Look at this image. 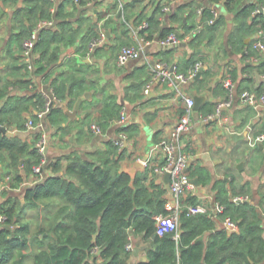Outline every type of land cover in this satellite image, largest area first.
<instances>
[{
    "label": "trees",
    "instance_id": "obj_1",
    "mask_svg": "<svg viewBox=\"0 0 264 264\" xmlns=\"http://www.w3.org/2000/svg\"><path fill=\"white\" fill-rule=\"evenodd\" d=\"M12 1L22 4L12 14L14 29L5 42L10 62L0 75V121L9 128L23 130L28 117L38 120L36 111L44 104L43 90H47V86L50 85L60 101L87 88L83 68L95 70L83 61L88 52L90 56L103 52L106 45L119 49L123 43L132 41V28L150 40L171 32L179 36L196 26L193 16L197 7H201L206 21L212 16V3L222 0H206L205 3L187 0L176 6H172L171 0H126L119 15L118 4L114 3L115 18L103 12L97 14V20L87 14V10H93L96 0ZM223 2L227 10L235 11L228 42L244 51L245 58L256 56L258 49L252 47L253 40L246 42L245 38L258 28L264 29V12L259 11L255 3L236 8L239 0ZM258 2L264 5V0ZM167 3L171 9L163 14L162 7ZM4 14L0 5V22ZM166 16L169 22L181 24V28L166 24ZM101 18L103 21L99 24ZM43 20H50L52 24L38 27L33 69L29 70L22 59L23 40ZM143 21L146 25L138 29ZM223 21V14H218L213 23L205 24L191 37L190 45L211 43L214 30ZM103 28L114 29L116 37L114 35L109 44L104 42L90 51V41L98 37ZM68 48L73 54L65 52ZM167 50L169 47L162 49ZM197 55L193 52L187 57L185 66L199 60L201 57ZM259 66L264 67V61ZM54 72L48 85L46 80L38 85V77L43 79ZM227 74L232 80L237 79L236 68L230 67ZM32 81L35 84L29 87ZM17 87L22 90L21 94L13 90ZM136 98L140 102L148 99L138 90L134 92L133 99ZM214 105H202L203 112H210ZM120 107L115 95L103 98L100 117L95 121L101 130L117 117ZM65 115L61 108L53 105L44 121L56 125ZM83 122H87L86 118L81 120ZM118 130L133 134L136 124H123ZM70 131L71 127L65 133ZM39 134L37 131V138ZM123 155V148L119 149L108 138L102 148L86 157L76 151L45 157L42 170L34 172L33 166L44 158L35 143L19 134L0 131V181L9 176L7 186L0 190V213L5 215L0 225V264H25L27 257L32 258L33 264H129L132 250L126 245L133 244V236L142 241L143 250V257L133 264H264V199L256 203L250 199L233 201L232 197L238 193L235 186L218 179L213 187L221 211L211 207L203 212H190L187 206L200 202L197 195L190 192L182 198L178 210L177 236H174L175 231L158 234L156 215L168 213L165 209L167 188L163 182L149 178L147 166L143 174L138 172L131 180L130 174L121 170ZM62 158H67L65 164ZM44 168L50 169L46 175L42 174ZM189 174L196 176L200 184L210 180L207 169L198 164L191 163ZM31 176L39 178L38 181L15 190ZM28 210L35 215L28 216ZM32 217L39 221L34 226ZM226 217L237 222L236 231L228 232L224 227Z\"/></svg>",
    "mask_w": 264,
    "mask_h": 264
},
{
    "label": "crops",
    "instance_id": "obj_2",
    "mask_svg": "<svg viewBox=\"0 0 264 264\" xmlns=\"http://www.w3.org/2000/svg\"><path fill=\"white\" fill-rule=\"evenodd\" d=\"M185 1L187 0H171L170 2L172 6H176ZM199 1L206 2V0ZM115 2L116 0H96L93 10H87V14H90L92 20H97V14L103 12H106L105 15L115 18L113 14ZM248 3H255L261 7L258 0H239L236 8ZM21 4V1L7 0L2 2L0 0L1 8L5 12L3 20L0 22V75L4 71V66L10 62L4 49L5 42L9 33L14 29L12 27V14L16 7ZM212 5L216 8L218 14H223L224 21L214 30L211 43L203 41L195 47L189 43L191 37L196 33L190 35L194 28L200 22L203 26L208 23L207 20H203L202 13L198 14L196 12L193 16L194 21L197 22L196 26L179 35L178 44L174 47L162 51V49L167 48L161 47L156 41H151L144 46V54H148L156 60H165L169 64H175L181 72L192 65L186 67L185 59L193 52L198 53L197 56L201 57L196 60L201 61L202 67H205L201 75L184 83L180 88L181 92L178 94H175V90L169 85L164 84L161 87L153 88L150 92L153 93L152 96H149V93L147 97H143L148 98L147 101L140 102L137 98L133 99L134 92L137 90L141 92L143 84L151 73L150 65L144 62L142 57L130 59L125 64L119 65L116 60L118 49H111L109 45L103 48V52L93 53L90 58L91 61L86 57L83 61L95 68L94 71L92 67L90 70L83 68L87 88L77 92L75 96L66 97L54 103V107L61 108L64 113L65 110H69L70 112L75 111V114L73 116L66 114L65 118L58 121L56 125H50L48 120L43 123L44 129L49 133L45 156L49 159L76 151L86 157L95 149L102 148L104 140L115 137L120 132L118 128L122 124L119 123L118 118L121 108H125L127 112L125 124H136V130L133 134L128 135L122 147L124 155L121 158V168L125 165L132 166L136 160L143 163V160L147 159L151 161L149 167L147 166L149 178H154L156 182L165 184L163 174L154 172L150 164L160 162V151L153 149V146L178 119L183 110L185 95L194 97L195 94H199L204 96V100L199 109L193 108L191 128L187 133L182 134L181 144L191 154L193 165L198 164L207 169L210 180L205 184H195L193 194L197 195L200 199L199 203L206 208H215V188L213 186L216 180L224 179L228 186H230V182L235 186L238 192L235 195L247 194L250 200L255 203L260 199L263 201L264 141L258 144L259 147L256 148L248 144L247 136L248 134L253 136L259 133L264 134V103H244L240 99V92L244 89L256 93L264 91V70H260L264 67L259 66V63L264 61V54L258 49L255 60H251L249 59L250 56L248 58L243 56L244 51H239L233 47L228 42V37L234 26L235 11L227 10L223 0L212 3ZM165 18L164 22L166 24H171L178 29L181 28V24L174 21L169 22L167 16ZM100 21L99 24L102 23L103 19L101 18ZM103 30L108 34H106L105 43L109 44L114 35L116 37V31L114 29L111 31L108 28H103ZM255 32L247 36L245 40L248 39L249 41L251 39L254 41ZM131 39L133 40V35ZM65 52L73 54L70 48L66 49ZM230 67L236 68L237 79L235 80L228 77L227 72ZM55 73L47 75L48 77L43 79L38 77V85H41L43 80H46V85H48ZM241 78H244L242 82ZM227 79L230 81V85L224 83ZM134 85H137V87ZM130 87L135 88L131 89ZM13 90L22 93V90L18 87ZM85 92H89L88 97H85L76 109L75 102L77 98ZM108 94L115 95L116 101L121 107L117 117L110 120L101 133H95L90 127L91 123L99 119L103 98ZM229 94L233 97L231 104L223 107L218 117L206 120L204 117L215 110V105L211 107L213 110L210 112H203L202 105L216 104L218 100L227 97ZM1 102L0 100V107ZM83 118H86L87 122L81 123ZM78 125H81L79 130ZM69 127H71V131L65 133V130ZM37 131H39L38 128L25 127L23 130H17L16 134L29 142L33 141L35 143ZM233 132L244 134V137H233ZM6 133L9 134V132ZM66 162L67 158H62V163L65 164ZM239 163L242 164L241 167H238ZM145 169L146 166L136 173L141 172L143 174ZM49 172V168H44L42 174L46 175ZM32 178L37 181L39 179L32 176L28 179ZM137 240H139V244H136ZM132 241L133 247L137 246L140 249L137 254H134L132 250L129 264H133L134 261L143 257L142 245H140L142 241L138 236H133Z\"/></svg>",
    "mask_w": 264,
    "mask_h": 264
},
{
    "label": "built area",
    "instance_id": "obj_3",
    "mask_svg": "<svg viewBox=\"0 0 264 264\" xmlns=\"http://www.w3.org/2000/svg\"><path fill=\"white\" fill-rule=\"evenodd\" d=\"M126 0H116L118 4V9L121 10ZM260 8V10H259ZM258 10L263 11L264 5L259 6ZM171 7L170 4L167 3L162 7L163 14L170 11ZM198 14H201V7L196 9ZM212 16L207 19L208 23H212L217 16L218 12L216 8H211ZM255 12V11H254ZM163 16V15H162ZM52 21L50 20H43L39 21L37 26L29 33V35L23 40V49H22V59L26 64V68L29 70L33 69V47L35 41L38 37L37 29L42 25H50ZM146 22L143 21L139 26L138 29L142 26H145ZM203 24L200 22L193 30L190 35L192 36L195 32L199 31L202 28ZM137 29L132 28V35L133 40L131 43H124L120 45L117 53H116V60L119 65L125 64L130 59H138L143 58L144 62H146L151 67V73L149 78L145 81L142 86L141 93L143 97H147V95L152 92L153 88L161 87L164 84L169 85L171 88L175 90V94L181 92V86L192 80L197 73V71L203 66L201 61L194 62L191 66H189L184 72L179 71L175 64H169L165 60H156L152 56L148 54H144V46L149 44L151 41H156L161 47L168 48L171 46H175L178 44L179 38L175 32H171L163 38L158 39H145L144 37L140 36L137 32ZM106 31L103 29L100 30L99 36L93 38L90 41L89 49L90 51L105 42L106 40ZM256 36L254 41L252 42V47L255 49H259L264 54V29L258 28L255 32ZM86 57L91 61L90 52L87 53ZM255 55H250L249 59L255 60ZM36 82V81H35ZM225 84L230 85V81L227 79L224 81ZM35 83L32 81L29 84V87H32ZM47 90H43L45 101L43 106L36 111L38 120H33L32 117H28L25 125L26 128H38L39 129V136L35 140V146L43 155L42 161L33 166L34 172H40L42 169V165L46 163V156L45 152L47 149L49 133L44 129L43 123L44 118L55 102L59 101L58 98L54 95L52 88L47 86ZM232 95L229 94L227 97L222 98L217 101L215 104V110L207 114L204 118L212 119L218 117L220 111L223 107H226L231 104L232 102ZM240 99L247 104H258L264 103V91L261 93H256L255 91L244 89L240 92ZM194 106V97L185 95L184 97V106L181 114L179 115L178 119L174 123V125L169 129L167 133L162 135V137L154 144L153 149H157L160 151V162H152L150 163L153 167L154 172L158 174H164L165 172H169L170 174V181H169V188H167V192L165 195V209L168 211L166 214H158L156 215V232L161 234L166 231H175L174 236H177V217H178V210L181 207V200L185 197L188 193H193V188L195 184L191 181V176L189 174V168L191 165V154L187 152L181 144V136L184 133H187L191 128L192 122V111ZM119 123L122 125L126 123L127 120V112L125 108H121L119 114ZM6 126L4 123L0 121V126ZM91 129L95 133H101L102 130L100 126L92 122ZM6 132L9 134H14L17 132V129L14 127L6 126ZM128 138V135L124 131H120L117 136L112 137L111 140L119 149H121L124 145V142ZM248 144L250 146H257L258 144L264 141V134L259 133L255 136L249 135ZM149 160H143V164L149 167ZM9 176H6L3 180L0 181V190L7 186ZM32 179H25L22 181L19 186L15 189L19 191L21 187H25L33 182ZM250 199L247 194L245 195H234L232 197L233 201H242ZM188 210L190 212H203L206 211L207 208L200 203H196L194 205H188ZM215 208L218 211H221L222 206L218 203L215 204ZM264 213V209L262 210ZM5 215L0 213V225L4 222ZM223 225L227 229L228 232L236 231L238 229V224L236 221L226 217L223 220ZM13 228V225L11 226ZM126 248L133 249V244L129 242L126 245Z\"/></svg>",
    "mask_w": 264,
    "mask_h": 264
},
{
    "label": "water",
    "instance_id": "obj_4",
    "mask_svg": "<svg viewBox=\"0 0 264 264\" xmlns=\"http://www.w3.org/2000/svg\"><path fill=\"white\" fill-rule=\"evenodd\" d=\"M259 10H260V8H259ZM150 12H151V10H150ZM119 14H120V12H118V15H119ZM106 33H107V32H106ZM107 35H108V34H107ZM245 41L247 42L248 39H246ZM204 68H205V67H201V68L197 71V73L195 74L194 78H198V77L201 75L202 70H203ZM152 94H153V93H150L149 96H152ZM88 95H89V92H85L82 96H80V97L77 98V100H76V102H75V108H76V109L79 107L81 101H82L85 97H88ZM203 100H204V96H203V95L195 94V95H194V106H193V108H194V109H199V107H200L201 103L203 102ZM65 113H66L67 115L73 116V115L75 114V111H74V112H70L69 110H65ZM0 131L3 132V133H6V126L1 125V126H0ZM232 136H233V137H236V136H237L238 138H242V137H244V134H238V133H236V132H233V133H232ZM241 165H242V164L239 163V164H238V167H241ZM144 167H145V165H144L141 161L136 160V161H134V163H133L132 166L128 167V166L125 165V166H123V167L121 168V170H123V171L129 173L130 176H131V180H133V178H134L135 175H136V172H137L139 169H144ZM0 174H1V170H0ZM163 176H164V180H165L166 187L169 188V181H170V174H169V172H165V173L163 174ZM191 181H192L194 184H198V178H197L196 176L192 177V178H191ZM139 249H140L139 247L135 246V247H133L132 250H133L134 254H137L138 251H139Z\"/></svg>",
    "mask_w": 264,
    "mask_h": 264
},
{
    "label": "rangeland",
    "instance_id": "obj_5",
    "mask_svg": "<svg viewBox=\"0 0 264 264\" xmlns=\"http://www.w3.org/2000/svg\"><path fill=\"white\" fill-rule=\"evenodd\" d=\"M128 43H131V42H128ZM124 44V43H123ZM96 120H94L93 122H95ZM34 211H32V210H28L27 211V215L28 216H31L32 214H34L35 215V213H33ZM33 219H35L34 217H32ZM37 222H39L38 221V219H35V221L32 223V226H34V224H36ZM37 230V228H35L34 227V232ZM25 264H33V262H32V258L31 257H27L26 258V261H25Z\"/></svg>",
    "mask_w": 264,
    "mask_h": 264
}]
</instances>
